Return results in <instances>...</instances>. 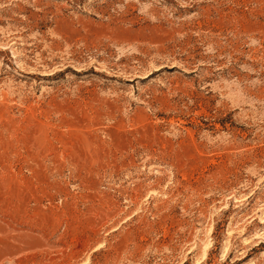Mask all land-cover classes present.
Instances as JSON below:
<instances>
[{
	"label": "rangeland",
	"instance_id": "1",
	"mask_svg": "<svg viewBox=\"0 0 264 264\" xmlns=\"http://www.w3.org/2000/svg\"><path fill=\"white\" fill-rule=\"evenodd\" d=\"M0 264H264V0H0Z\"/></svg>",
	"mask_w": 264,
	"mask_h": 264
}]
</instances>
